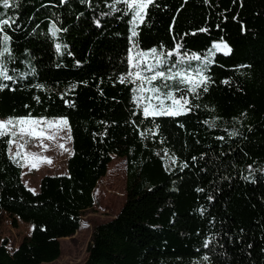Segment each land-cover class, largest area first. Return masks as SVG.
Returning a JSON list of instances; mask_svg holds the SVG:
<instances>
[{
    "label": "trees",
    "instance_id": "trees-1",
    "mask_svg": "<svg viewBox=\"0 0 264 264\" xmlns=\"http://www.w3.org/2000/svg\"><path fill=\"white\" fill-rule=\"evenodd\" d=\"M114 2L0 0L15 21L0 33L13 77L0 79V119L66 120L71 150L65 173L31 192L0 137V211L30 226L11 254L0 242V264H52L112 154L124 159V202L94 227L82 264H264V0H154L137 24ZM213 42L228 53L203 59ZM132 43L164 53L158 70L191 73L151 84L188 100L180 114L137 110Z\"/></svg>",
    "mask_w": 264,
    "mask_h": 264
},
{
    "label": "rangeland",
    "instance_id": "rangeland-1",
    "mask_svg": "<svg viewBox=\"0 0 264 264\" xmlns=\"http://www.w3.org/2000/svg\"><path fill=\"white\" fill-rule=\"evenodd\" d=\"M214 44L225 45L223 42H213L211 47L203 54V59H210L214 52L228 53V47L216 49L212 47ZM130 49H134L132 52L134 57L137 52H141L134 43L131 44ZM210 52L211 55H209ZM128 56L129 51L127 53V62ZM144 59L148 64L156 63L155 58L151 55ZM187 61L190 62L188 66H192L194 62H197V59L189 58ZM144 68L145 64L142 61L139 70L142 71L143 75L151 76L153 74L144 71ZM131 70L136 71L137 69ZM191 80L195 82L194 78ZM140 84L141 81L139 80L133 82L132 99L137 110L145 116L143 108L150 104L158 105L159 102L154 98L156 94L147 90L151 85L145 84L146 90L141 93L138 91ZM141 96L144 99H140ZM150 96L153 99L149 100L148 97ZM160 96L165 106H172L171 99H168L167 96H162L161 93ZM18 119L20 118H14L13 120ZM31 119L40 121V123L37 125H25L23 127L29 129V132L32 128H35L37 133L42 132L43 135L33 136L29 132L21 134L20 126L9 127L8 136L14 142L8 146L7 154L13 164L20 169V181L23 186L31 192H36L39 180L43 176H56L65 173V162L71 150L67 125L55 123L63 119ZM5 120H8V118L0 119V121ZM11 133H16V135L12 137ZM18 151L19 155H16ZM110 161L111 163L106 167L104 176L96 182L91 192V206L81 213L79 226L74 234L67 240L59 241V246L61 247L59 256L52 264H82L86 258V247L90 242L94 227L112 219L121 208L124 202V159L112 154ZM33 165L35 166L33 167ZM29 233L30 226L20 221H16V227L11 228L10 218L0 211V242L3 239L6 241L5 249L8 254H11L21 240L29 236Z\"/></svg>",
    "mask_w": 264,
    "mask_h": 264
},
{
    "label": "snow or ice",
    "instance_id": "snow-or-ice-1",
    "mask_svg": "<svg viewBox=\"0 0 264 264\" xmlns=\"http://www.w3.org/2000/svg\"><path fill=\"white\" fill-rule=\"evenodd\" d=\"M121 0H115L114 4L112 5L113 9H115V5L117 3H120ZM154 0H123V3H125L129 10L134 11V17H133V23L137 20L143 21L144 19V13L145 10L148 8L149 5L153 4ZM3 6L5 8L10 7L9 0H3ZM14 20L11 19H4L2 18V14H0V33L4 31L5 26L10 27L12 23H14ZM53 35H55V32L57 29H55V26H53ZM203 31V29H202ZM137 35L135 28H133L132 36L135 37ZM10 40V37L7 34L2 35L0 37V43L7 45L8 41ZM213 48L219 49L221 47L227 48V45H220V44H214L212 46ZM60 46L57 45V50L59 51ZM177 48H179V45H177ZM134 49L129 50V56H128V64L130 66V71L128 72V77L133 79V82L136 80L141 81L140 87L138 91L143 93L146 89L144 87L145 84L151 85L154 81H156L158 78L162 81H169V80H176L177 78L180 79L181 83L189 82L191 83V73L186 72L184 70H176L173 71V69L178 68V65H172L171 68H169L166 71L163 70H157L159 67L165 65L167 63L166 60L161 59V56L164 55V53H157L156 48H152L149 52H137L136 56L134 57L132 55V52ZM9 52V48L7 46L3 47V50L0 51V57H3L5 53ZM151 55L155 58L156 63L154 64H148L147 61L144 59ZM166 55L171 56L172 52H168ZM211 55V52L209 53ZM192 59H199L198 56L193 55ZM135 61V62H134ZM144 62L145 68L144 71L153 73L151 76H145L143 75L142 71L140 69L141 62ZM210 62V61H209ZM131 69H137L136 71H132ZM199 75V74H198ZM0 79L3 80H13V77L7 74V68L3 62V60H0ZM206 77L203 75L199 76V83L203 84L206 82ZM123 82V78L122 81ZM7 87L5 84H0V90ZM148 91L156 94L155 99L159 102L158 105H148L143 108L144 115L147 116H162V115H178L180 114L181 110L184 108L185 105H187L189 102L187 99H185L183 96H181L179 99L174 97V94L172 91H168L166 93V96L168 99L172 100V106H165L163 99H161L160 96V89L157 87H150L147 89ZM179 90V89H177ZM188 91H194V87H190L187 89ZM207 90L206 88L204 89ZM140 99H144L143 96L140 97ZM149 100L153 99V97H148ZM179 107H175V106ZM40 121H37L35 119L31 118H20L18 120L8 119L5 121H0V137L9 135V127H16L20 126V133H26L29 132V129H26L25 125H37ZM58 125H65L67 124L66 120H59L55 122ZM29 134L36 136V135H43L42 132L37 133V130L35 128H32L29 132ZM16 133H11V136L14 137ZM8 144L11 145L14 141L13 139H9ZM63 147V145H61ZM16 155H19V151L16 153ZM35 165H33L34 167Z\"/></svg>",
    "mask_w": 264,
    "mask_h": 264
}]
</instances>
